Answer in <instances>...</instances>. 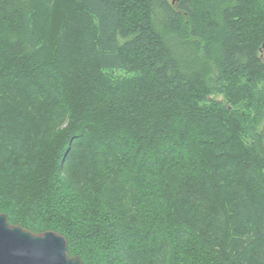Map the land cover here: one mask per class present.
<instances>
[{
    "label": "trees",
    "instance_id": "16d2710c",
    "mask_svg": "<svg viewBox=\"0 0 264 264\" xmlns=\"http://www.w3.org/2000/svg\"><path fill=\"white\" fill-rule=\"evenodd\" d=\"M0 213L84 264H264V0H0Z\"/></svg>",
    "mask_w": 264,
    "mask_h": 264
},
{
    "label": "water",
    "instance_id": "95a60500",
    "mask_svg": "<svg viewBox=\"0 0 264 264\" xmlns=\"http://www.w3.org/2000/svg\"><path fill=\"white\" fill-rule=\"evenodd\" d=\"M173 4L180 0H171ZM0 264H84L69 254L67 239L53 231L36 234L11 225L0 213Z\"/></svg>",
    "mask_w": 264,
    "mask_h": 264
},
{
    "label": "rangeland",
    "instance_id": "374dc122",
    "mask_svg": "<svg viewBox=\"0 0 264 264\" xmlns=\"http://www.w3.org/2000/svg\"><path fill=\"white\" fill-rule=\"evenodd\" d=\"M214 98L217 100H223V98L221 96H214Z\"/></svg>",
    "mask_w": 264,
    "mask_h": 264
},
{
    "label": "bare ground",
    "instance_id": "6f19581e",
    "mask_svg": "<svg viewBox=\"0 0 264 264\" xmlns=\"http://www.w3.org/2000/svg\"><path fill=\"white\" fill-rule=\"evenodd\" d=\"M63 236V235H62Z\"/></svg>",
    "mask_w": 264,
    "mask_h": 264
}]
</instances>
